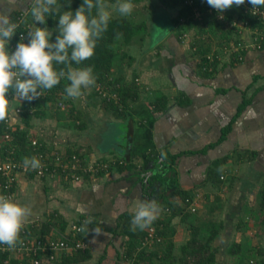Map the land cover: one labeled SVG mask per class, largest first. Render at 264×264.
Listing matches in <instances>:
<instances>
[{"label":"crops","instance_id":"obj_1","mask_svg":"<svg viewBox=\"0 0 264 264\" xmlns=\"http://www.w3.org/2000/svg\"><path fill=\"white\" fill-rule=\"evenodd\" d=\"M26 4L27 0H18L11 7L10 14L16 9L25 12ZM6 11H9L8 0H0V14ZM177 42L172 29L146 48L145 54L136 59L130 56L125 71L118 68L117 61L113 64L111 76L121 79L123 85L132 86L138 92L137 100L129 101L126 116L115 115L109 105L99 102L93 87L83 90L88 94L87 113L82 114L74 104L67 108L72 110V114L67 113V109L63 116L58 114L59 111L55 112L56 125L68 128H61L66 130L63 133L66 148L62 150L81 152L90 161L112 160L114 164L110 169L89 176L77 185L47 179L41 181L42 190L24 189L25 184L24 188L14 192L17 196L15 202L30 205L32 212L35 208V215H39V220L42 218L40 224L54 212L61 215L68 225L80 217L91 218L92 223L88 224L89 227L87 225L88 229L86 227L91 258L86 264L99 261V264H130V261L122 259V253L128 238L138 240V229L132 231L130 222L119 234L118 231L115 233L118 222L123 225L124 220L119 221V218L134 214L144 201L155 200L160 205V191L154 190L149 197L141 184L157 173L160 162L173 157L175 162L171 169L180 188L194 197L200 195L195 212L199 216L196 223L201 222L206 210H211L213 218H217V223L223 227L212 243L216 264L223 263L219 260L225 258L227 251L228 264H234V261L237 264V258L243 259L244 253L250 249L251 255L255 254V258L264 261V252L260 258L256 255L259 250H264V245L259 246L257 242L252 245L250 235H244L247 239L245 244L251 243L247 249L242 247L230 252L227 244L225 253H222L217 248L223 243L240 245V240H235L233 235L238 236L237 228L245 227V223L242 224L245 215L248 216L247 228L262 227V214L257 212L260 188L250 194L249 201L238 186L242 180L261 186L264 182V52L250 51L243 64L225 66L215 76L201 78L196 69L197 60ZM130 72L132 80L128 83L125 81ZM157 99L163 106L160 113L153 110ZM244 99H249V103L241 109ZM45 107L39 108L43 113L35 119L52 116L51 106L46 104ZM33 120L30 121L29 134L39 137V133L32 131ZM120 126L126 129L124 143L117 130ZM45 144L47 150L53 149ZM223 158L226 160L218 169L221 176L216 181H209L208 171L212 162ZM27 180L25 183L29 182ZM71 186L76 189L67 191ZM59 190H63L62 198L57 196L61 192ZM170 193L171 190L166 192L168 196ZM168 201L184 208L179 197H169ZM162 209L156 221L168 224L166 233L176 247L178 244L182 246L190 235L187 225L181 223L180 209L177 208L175 216ZM94 229H99L100 234L97 235ZM252 229L248 228L246 233ZM262 229L261 234L264 235ZM253 232L256 235L254 229ZM60 234L58 230L50 231V235L56 237Z\"/></svg>","mask_w":264,"mask_h":264},{"label":"trees","instance_id":"obj_2","mask_svg":"<svg viewBox=\"0 0 264 264\" xmlns=\"http://www.w3.org/2000/svg\"><path fill=\"white\" fill-rule=\"evenodd\" d=\"M119 1L124 0H105V3L114 4ZM127 1L135 4L141 3L144 0ZM159 1L163 6L167 7L168 9H177L176 16L172 18V28L174 30H177L175 36L179 42H183L182 39H180V36L184 32L190 31V33L188 32L189 35L187 38L189 46L188 49L190 55L193 56V59L197 60L196 69L201 74V78L213 77L216 75L220 68H223L225 66H239L246 61L248 52L240 50L223 60H218L216 58V55L213 56L214 60H212L211 62L210 60L206 59L208 54L215 51V49H217V47H220L223 43L227 46L233 40L231 36L233 33L232 31H234L226 30L223 23H219L215 20L213 16L205 14L208 8L210 7L207 4L206 0H192V3L190 5H185L184 0ZM58 4L61 6V13L63 11L75 12L78 8L82 6L83 0H58ZM194 10H199L200 13H203L200 20L193 18ZM23 13L25 12L16 9L10 14L11 20L19 24L16 34L13 36V38L8 44V49L10 52H12V46L14 44L20 43L19 34H25L27 32V25L35 23L30 15L24 16ZM241 13L242 10L239 7L233 6L230 9V13L227 16V19H231L233 15H238V17H240L238 19H240L241 21L247 19L249 20V18H243L241 16ZM93 14H95V10H93ZM250 21L251 25L257 24V22L253 19ZM38 25L42 28H47L49 31H51L53 33L51 40L52 42H55V37L59 34L57 31L58 17L55 15L49 16L47 17L46 24L38 23ZM194 29H196V32L194 31ZM146 32L147 30L145 22L135 24L134 22L123 16L111 17L107 31L103 33L102 38L98 40L94 56L79 65L75 64V62L72 63L73 68H83L89 66L93 68V72L96 77V84L92 86L93 89L98 86L104 88L110 94H115L114 100H103V104L109 105L115 115L117 114L126 116L128 114L127 112L129 111V101H135L138 98V92L136 88H133L132 86L123 85L121 79L111 76V69L113 67V64L117 61L118 57L120 59L128 57V59L131 60L130 56H126L123 52H117V50L123 46L130 45L135 37L143 35ZM144 37L145 36H140V39L144 40ZM28 39L29 38H27V41ZM237 41L238 40H235L234 44L237 43ZM255 52L262 53L264 52V50ZM235 56H242V61L236 59ZM69 83V81L62 79L61 82L51 90H44V92L47 93L46 95L41 96L31 102H22V104L27 103V105L22 108L23 110L21 114V122L23 123V129H17L15 131H12V140L5 146L6 152L10 157L15 159L16 161H23L25 157L29 158L31 154L34 153L33 148L29 146L27 138L28 129L30 127V121L32 117H41V114L43 113L42 111L40 112L39 109L34 108L36 104L46 103L49 104L48 106L55 105L58 101V98H61L63 96L67 98V100L64 101V105L67 107H65L64 110H60L58 114L63 116L66 113V109L70 108V106L68 105L72 104V98L70 99L69 97H67V94L65 92V87ZM9 94L13 95V92H10ZM95 94L98 95L97 93ZM19 103L20 102H16L14 104L17 107L19 106ZM248 103L249 99H244L242 102L241 109L244 108ZM162 107L163 106L160 103V99H157L153 110L155 111V113H160L162 112ZM28 109H32L33 112L29 114ZM69 112L71 113L72 110L67 109V113ZM79 126L81 125H78L77 127ZM2 131L3 123L0 122V133ZM224 134L225 133H223V135ZM73 152L77 153V151ZM66 153L71 154L72 151L69 152L66 150ZM174 160L175 158L173 157L166 159V162L164 163L160 162L161 164L158 167L157 173L154 176H151L146 182H143L145 178V176H143V183L141 185L142 188H145L144 192L149 197L152 196L151 194H153L154 190L157 189L158 192L160 191V195H158V198L161 201L160 206L170 211L171 215L175 216L177 208L180 209L179 215H181V223L187 225L190 237L185 242V244L177 248L169 237L168 233H166V228L168 224L161 221H155L151 225V227L156 230V236L160 238V241L158 243L154 242L152 244V247L154 248L155 246H160V248L157 250L150 249L151 246L149 247V250H147L148 248L146 249V247L140 248V242L143 241L144 237L147 235L148 229H145L144 231H140L138 229V235L136 237V239L138 240L136 241L133 238H128L122 253V259H124L126 262L130 261V264H216V252L212 248V243L219 235V232L223 227L221 223H216L214 221H201V225L199 223H196V221L199 219L198 216H196L195 213H191L187 210V206L190 204L194 196L190 195L189 193L183 191L180 188L177 178L172 173L173 169H171V167H173L174 165ZM225 160L226 158H223L222 160L219 159L212 162V168L208 171L210 177H212L208 178L209 181H216V179H219V177L221 176V172L218 171V169L222 165L221 163H223ZM168 174L170 175L168 176ZM87 177L89 178L88 175H85L84 179ZM31 179L33 178L31 177ZM47 179L42 178L38 180L41 182ZM26 180L22 179L16 189H20L22 184H25ZM35 180H37V178H35ZM170 190L171 193L168 196L166 192ZM169 197H179L182 200V207H184L185 209L169 202ZM257 210H259L258 212L262 214L260 223L264 228V182L258 194ZM133 215L134 214H125L123 218L120 217L119 221L124 220L122 223L123 225L118 222L115 233H117L118 231L119 234L120 231H122V228L131 222ZM88 218L89 217H80L79 219L73 221V223L81 224L83 220H89ZM37 221L36 223H38ZM67 225L68 223L64 220V218L57 212H54L48 215L47 221L42 223L39 231L36 232L35 230L34 234L43 237L50 235L51 230H58L61 235H64L65 231L71 226L70 224L67 228ZM175 247L177 250H179L177 254L173 253ZM250 251L251 249L248 250L247 253H244L245 255H243V259L238 257L239 261H237V264H240L241 261L245 264H264V261L262 259H256L254 257L255 254L251 255ZM263 252L264 250L258 251V254H256L257 256L259 255L258 258H260ZM90 258V249H88L83 252H75L69 256H62L61 258H59L58 262L54 264H86V262L90 260ZM7 259V252L0 254V264H3V262ZM99 262L97 264H99ZM10 264H14V262L11 260ZM234 264H236L235 261Z\"/></svg>","mask_w":264,"mask_h":264},{"label":"clouds","instance_id":"obj_3","mask_svg":"<svg viewBox=\"0 0 264 264\" xmlns=\"http://www.w3.org/2000/svg\"><path fill=\"white\" fill-rule=\"evenodd\" d=\"M18 0H8L9 11L0 14V122L9 118V93L13 92L21 100L33 101L43 95L44 90H51L62 79L69 81L65 92L69 98H80L85 89L96 84L93 68H73L91 59L95 54L98 40L108 29L111 13L105 0H83L75 12L63 11L58 0H27L26 15H30L35 24H46L47 17L57 16L58 35L55 42L53 33L47 28L34 27L28 30V42L24 36L10 52L8 44L16 34L19 24L10 18V9ZM217 12L223 13L233 6L240 7L246 0H206ZM252 5L253 15L256 9L264 8V0H247ZM95 10V14H93ZM117 11L128 16L133 11L131 2L119 3ZM25 168L36 170L41 162L36 157L23 159ZM162 207L155 200L140 203L132 217V231H144L158 219ZM32 215L31 207L21 205L9 197L0 194V244L15 248L23 244L21 233ZM92 220L85 221L86 226ZM97 235L99 229L93 230Z\"/></svg>","mask_w":264,"mask_h":264},{"label":"built area","instance_id":"obj_4","mask_svg":"<svg viewBox=\"0 0 264 264\" xmlns=\"http://www.w3.org/2000/svg\"><path fill=\"white\" fill-rule=\"evenodd\" d=\"M192 0H184L185 5H190ZM242 10L241 16L243 18H249V20H240L238 15H233L231 19H227L230 9L225 10L223 13L217 12L214 8L209 7L205 14L213 16L215 20L219 23H223L226 30L232 31L233 40L226 46L224 43L215 49L212 53L208 54L206 59L223 60L228 58L230 55L240 51L250 52V51H262L264 50V8L256 9V14L253 15L252 5L247 3L239 7ZM26 16V13H23ZM203 13L199 10H194L193 18L200 20ZM255 20L256 25H251L250 20ZM33 24H28L26 29L27 32L20 33L19 39L21 41V36H24V43H27L28 30L32 29ZM190 31L184 32L180 39L188 45L187 38ZM238 40L234 44V41ZM12 46V52L15 51L16 45ZM239 54V53H238ZM236 59L241 60L243 57L235 56ZM95 92L98 96L105 101L109 99L114 100L115 94H110L104 88L95 87ZM43 92V95H46ZM10 108H9V118L2 122L3 131L0 133V194L5 195L12 199L16 188L18 187L22 179H58L68 184H80L84 180V176L88 175L93 177L102 171H107L110 169L114 161H90L85 154L81 152L71 154L66 153L61 148H56L55 150H47L43 143L39 142L37 138L33 135L31 136L28 131V142L29 146L33 148L34 153L31 157H36L41 162V167L39 169L33 170L29 166L24 167L23 161H16L8 155L5 146L12 140V131L17 129H23V123L21 122L22 107L15 106L14 102L18 101L22 104L23 101L14 93L9 94ZM57 106L60 110H64V102L61 100L57 101ZM32 109H28V113L31 114ZM120 163V162H119ZM200 199V195L193 197L190 204L187 206V210L191 213H195L197 210V204ZM37 220L29 222L25 225L24 230L21 233V239L23 244H18L15 248H8L7 245L0 244V254L7 252L8 259L3 262V264H10L12 260L14 264H54L58 262L59 258L62 256H69L78 251H86L89 249L90 244L86 239L87 230H82L85 228V220L81 224H71L64 235L56 237L53 235L47 236H37L34 234L36 228ZM33 230V231H32ZM160 238L156 236V230L153 227L148 228L147 235L144 237L143 241L140 242V248H149L154 242L158 243Z\"/></svg>","mask_w":264,"mask_h":264},{"label":"rangeland","instance_id":"obj_5","mask_svg":"<svg viewBox=\"0 0 264 264\" xmlns=\"http://www.w3.org/2000/svg\"><path fill=\"white\" fill-rule=\"evenodd\" d=\"M122 2H129L127 0H124V1H119L117 3H114V4H106L108 7H107V10L111 13V17H117V16H122L120 15V13L117 11V8H118V5L119 3H122ZM133 4V11L130 15L128 16H123V17H126L127 19L131 20L132 22H134L135 24H139L141 22H145L146 24V30L147 32L143 35H140V36H145L144 37V40H141L140 39V36H137L133 39V42L128 45V46H123L121 47L120 49L117 50V52H123L125 53V55L127 56H132V57H135L138 58L140 56V54H145L146 52L144 50H146V48H149L153 45V43L159 41L160 38L164 37L167 32L170 33V31H172V18L176 16V13H177V9H168L167 7L163 6L159 0H144L142 1L141 3H132ZM40 27L38 24L36 25L35 23L32 25V28L34 27ZM42 28V27H41ZM197 29V28H196ZM196 29H194V31L196 32ZM176 29L174 30L173 29V32H174V35L176 34ZM179 33V32H178ZM28 42V41H27ZM162 42V41H161ZM178 45L182 46V48H185L186 51L189 52V46L184 43V42H177ZM188 49V50H187ZM152 54V53H151ZM156 62H160V60H158L157 58H154ZM117 62H118V68L121 67V69H123L124 71L126 70V67H127V63H129V59L128 57H125L123 59H120L119 57L117 58ZM125 73V72H124ZM132 73H128L127 74V77H126V81L125 82H130V80H132ZM128 78V79H127ZM134 79V78H133ZM94 93H97L95 92L94 90ZM60 97V96H59ZM88 97V94H85L81 97V98H76V99H73L72 98V104H74V106H76L77 108L81 109V113L84 114V113H87L88 112V101L86 100ZM97 97V100L99 102L103 101L98 95H96ZM71 99V98H70ZM61 100L62 102L66 101L67 98L66 97H61V98H58V101ZM69 100V99H68ZM18 102V101H17ZM27 105V103H23V104H20L19 103V106H21L22 108H24L25 106ZM46 103H39V104H36L34 106V108L36 109H39V108H43L45 107ZM49 105V104H48ZM70 106V105H68ZM46 109H49L47 107H45ZM51 112H52V116H45L44 118L46 119H34L32 118L33 120V123H32V131L33 132H37L39 133V137L35 136L34 137L38 140H40L43 144L47 145V146H52L53 150H55V146H57L58 148H66V145L64 143V136L63 133L66 132V130H61V126H59L58 124L56 125V122H55V112L56 110L60 111V109L58 108L57 106V103L55 105H51ZM45 127V128H43ZM41 128V129H40ZM40 129V130H39ZM62 129H68V128H62ZM118 132L120 133L119 134V138L121 139V141L124 143V141H126V133H125V130L122 126H120L118 129ZM31 131V132H32ZM31 179V178H30ZM29 179V182L28 183H25L26 184V187L24 188V185L25 184H22V188L24 189H31V188H35V189H40L42 190V184L41 182L37 179L35 180V178ZM57 180V182L59 181L58 179H55ZM28 181V180H27ZM60 182V181H59ZM31 183V184H30ZM67 184V183H66ZM256 184V183H255ZM247 184L246 181L242 180L240 183H239V190L242 192L241 194H243V192H245V195H244V198L245 199H249L250 201V194L252 192H255L256 193V190L258 188H262L261 184ZM62 185H65L64 183ZM72 185V184H70ZM232 186V184H231ZM20 187V188H21ZM258 187V188H257ZM69 189H66L67 191H73V189H76V187H68ZM73 188V189H72ZM20 190V189H19ZM65 190V191H66ZM61 191V190H59ZM63 191V190H62ZM62 191L60 193H58L57 196H59L60 198H62L63 194L61 195ZM259 191V190H257ZM259 194V193H258ZM15 198H17L16 195L13 196L12 200L15 201ZM255 199V196L254 198ZM248 202V200H247ZM40 205V204H39ZM38 205V206H39ZM30 207V205H27ZM44 206V205H43ZM35 211V208L32 212V215L29 217L28 221L30 220H37L39 217L35 215V213L37 212H34ZM227 212V211H226ZM258 212V210H257ZM249 213V211H248ZM199 217V216H198ZM42 219V218H41ZM41 219L39 220L38 219V223H37V228L38 230L40 229L41 227ZM200 220L203 222V221H206V222H218V219L217 218H213V211L211 210H206V212L203 214V216H201ZM247 220H248V216L245 215L242 219V224L244 225L245 223V227L242 226V227H239L237 228V234L238 236L236 235H233L235 236V240L236 239H239L240 240V245H238V243L234 242V243H223V244H219L218 245V250H222L221 252L222 253H225V247L226 245L228 244V247L230 245V252L233 251V252H236L240 249H247L248 247H250L249 245H247V243L245 244V242H247V239L246 237H244V235H250L252 239V245H255L256 242L259 244V246H262L264 245V235L261 234L263 229L261 226H248V228L250 229H254L256 231V235L255 233L253 232V229L251 232L253 233H249L248 234L246 233L247 231ZM27 221V222H28ZM201 225V223H199ZM245 232V234L243 233ZM222 245V247L220 246ZM181 245L178 244L177 245V248H179ZM243 247V248H242ZM148 248V247H147ZM146 248V249H147ZM160 246H155L154 248L151 246L150 249L154 250V249H159ZM212 248L215 250V247L212 246ZM149 250V248L147 249ZM176 254L179 252V250H175ZM217 251V250H216ZM228 257V251L226 252L225 254V258L222 257L220 258L219 262H223L222 264H228L229 262V258ZM257 259V258H256ZM237 261L238 258H237ZM240 264H245L244 262H240Z\"/></svg>","mask_w":264,"mask_h":264}]
</instances>
